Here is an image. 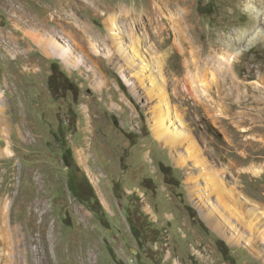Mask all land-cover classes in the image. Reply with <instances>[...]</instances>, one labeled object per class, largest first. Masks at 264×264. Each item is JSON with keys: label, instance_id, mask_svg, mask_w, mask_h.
I'll use <instances>...</instances> for the list:
<instances>
[{"label": "rangeland", "instance_id": "obj_1", "mask_svg": "<svg viewBox=\"0 0 264 264\" xmlns=\"http://www.w3.org/2000/svg\"><path fill=\"white\" fill-rule=\"evenodd\" d=\"M254 11L264 0H0V264H264Z\"/></svg>", "mask_w": 264, "mask_h": 264}, {"label": "bare ground", "instance_id": "obj_2", "mask_svg": "<svg viewBox=\"0 0 264 264\" xmlns=\"http://www.w3.org/2000/svg\"><path fill=\"white\" fill-rule=\"evenodd\" d=\"M182 1H184V0H182ZM249 7L251 9H254L252 6H249ZM252 13L255 14L256 17L261 15L262 21L264 20V13L259 14L257 11H254ZM18 31H20V30H18ZM20 33L25 37V39L28 38V39L32 40L33 42L37 41L36 38L34 37V35H32L30 33V31H28V30H25L22 32L20 31ZM69 37L74 39V37H76V36H75V34H69ZM49 44L51 45L52 49L55 52L59 53V55H61V56L71 57V55L73 53L71 48L68 45L60 44L59 42H57L55 40H50ZM107 44L109 45V47H111L114 55H116L120 59V61L123 62V65L125 66V68L129 72L132 71V72L137 74L136 64H135L134 60L128 55V49L125 48V46H124L123 38L121 36L115 34V33L109 32L107 35ZM162 44H163V42L161 43V45ZM135 49H136V50H134L135 53L137 55H140V51H138L139 49H137V48H135ZM133 55H134V53H133ZM127 85H129V83ZM142 90L150 97H153V96L158 97L157 100H159V103L155 106L156 108H159L160 105H163L164 107L168 106V101L164 96L158 95V94L153 95V94H151L149 89L145 90L142 88ZM154 99H156V98H154ZM158 116H159V111L157 112V118L156 119H158ZM161 117L163 120H170L171 119L165 113H162ZM156 122H157V120H156ZM177 125H179L178 122H177ZM156 129H157V132H155V135H156L157 139L162 140L161 138L163 136L165 138V141L167 142V144H170V145H177L181 142V140H179V138L174 136L173 131L169 130V127L167 124H159L158 125V122H157ZM187 148H190V146L187 145ZM192 152L193 151L190 150V153H192ZM80 155L82 156V151H80ZM193 155L195 156V154H193ZM193 159H194L195 164H200V161L197 157H195ZM211 180L212 179H210V182H211ZM212 182H213V180H212ZM250 221H251V224L254 226H256L258 224V222L255 218H252ZM214 228L217 231H219L220 233H223V231L220 229V227L218 225H214ZM232 242H234V241H232Z\"/></svg>", "mask_w": 264, "mask_h": 264}, {"label": "trees", "instance_id": "obj_3", "mask_svg": "<svg viewBox=\"0 0 264 264\" xmlns=\"http://www.w3.org/2000/svg\"><path fill=\"white\" fill-rule=\"evenodd\" d=\"M72 190H74V188H71Z\"/></svg>", "mask_w": 264, "mask_h": 264}]
</instances>
